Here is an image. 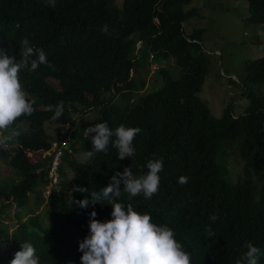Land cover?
<instances>
[{
	"label": "trees",
	"instance_id": "trees-1",
	"mask_svg": "<svg viewBox=\"0 0 264 264\" xmlns=\"http://www.w3.org/2000/svg\"><path fill=\"white\" fill-rule=\"evenodd\" d=\"M189 1L123 0L118 5L115 0H56L52 8L45 0H0V47L19 60L21 40L27 38L53 65L21 71L35 111L17 120L13 127L21 135L0 148V264H9L24 242L33 244L40 264H81L79 243L89 234L90 213L103 222L112 218V208L107 201L80 208L72 201L88 193L73 188L99 191L125 167L138 178L146 174L149 160L161 158L156 194L129 199L121 184L116 202L131 203L135 211L150 214L153 223L172 228L191 254V264H236L247 251L246 242L261 249L258 264H264V95L250 90L252 83L264 82V56L244 64L242 94L248 104L242 112L235 114L228 106L214 118L197 96L208 57L199 31L185 30V21L196 13L184 10ZM247 2V21L264 27V0ZM105 24L111 35L101 31ZM151 63L157 64L151 74L162 85L144 91ZM60 101L62 116L92 110L97 123L107 121L113 130L139 127L135 156L121 160L110 145L107 154L88 157L95 133L87 137L75 121L65 132L47 133L44 123L54 114L48 105ZM54 143L61 149L60 179L45 199L50 224L43 227L39 215L30 212L24 220L16 215L9 231L1 218L4 209L25 206L28 193L47 181ZM223 146L241 160L236 182L217 163ZM82 153L86 159L80 162ZM180 176L188 177V183L181 185ZM213 214L215 222L209 219Z\"/></svg>",
	"mask_w": 264,
	"mask_h": 264
},
{
	"label": "clouds",
	"instance_id": "clouds-1",
	"mask_svg": "<svg viewBox=\"0 0 264 264\" xmlns=\"http://www.w3.org/2000/svg\"><path fill=\"white\" fill-rule=\"evenodd\" d=\"M45 6L55 8L56 0H45ZM101 31L105 35H111L107 24L102 26ZM21 46L19 60L10 54V49L0 47V148L7 147L9 141L21 135L13 127L17 120L31 116L35 111L34 101L29 99L20 81L21 71L35 72L41 64L53 67L43 49L32 46L29 39L23 38ZM152 64L156 63H151L150 66ZM48 111L54 113L51 120L57 121L64 115V102L48 105ZM84 131L87 137L89 133H95L91 137L93 150L86 152L88 157L101 152L107 154L111 145L117 149L119 159L123 160L135 156L133 141L141 129L120 125L113 130L104 121ZM146 167V174L138 178L133 175L131 168L125 167L122 173L116 172L111 177L107 187L99 191L89 192L88 188L79 185L73 188V192L88 193L84 199L72 201L80 208H87L90 204L103 205V201H107L112 208V218L103 222L96 219L95 211L90 213L89 234L79 243V251L82 252L81 264H191V254L177 241L172 228L153 223L150 214L135 211L131 203L125 206L116 202L121 195V184L124 185L123 191L129 194V199L141 194L145 199H150L158 192L159 173L164 167L163 159L149 160ZM188 179L180 176L178 182L184 185L188 183ZM209 219L215 222L218 217L213 214ZM208 235L214 237L215 233L209 230ZM245 247L247 251L236 264H258L261 249L251 242H246ZM9 264H40L33 244L22 243L21 249L14 253Z\"/></svg>",
	"mask_w": 264,
	"mask_h": 264
},
{
	"label": "rangeland",
	"instance_id": "rangeland-1",
	"mask_svg": "<svg viewBox=\"0 0 264 264\" xmlns=\"http://www.w3.org/2000/svg\"><path fill=\"white\" fill-rule=\"evenodd\" d=\"M122 1L115 0L118 5ZM189 9H194L196 13L185 21V30L187 33L193 29L199 31L200 43L208 57L207 70L197 96L216 119L221 117L228 106H231L235 114L241 113L248 104V98L242 94L245 91L241 83L244 79V64L248 59L264 56V27L247 21V0H190L184 6V10ZM152 71L149 68L150 75L146 77L148 86L144 91H152L162 85L160 77L152 75ZM140 72L141 77H144L146 70L141 68ZM250 90L257 95H264V82L252 83ZM115 101L119 102L118 99ZM97 115L92 110L84 114L69 112L57 121L45 122L44 128L53 135L61 129L67 131L72 121H75V128L85 133V129L97 123ZM52 147L56 149L57 143ZM227 150L229 148L221 147L217 163L220 167H226L229 178L236 182L239 174H242V163L237 154L230 151L228 154ZM78 159L83 162L86 154H79ZM51 188L44 178L28 193L25 206L10 204L4 209L1 218L9 231L16 226V215L24 220L31 215L30 212L39 215L43 227L50 224V211L45 199ZM38 195L44 199L37 198ZM59 264L67 263L63 260Z\"/></svg>",
	"mask_w": 264,
	"mask_h": 264
},
{
	"label": "built area",
	"instance_id": "built-area-1",
	"mask_svg": "<svg viewBox=\"0 0 264 264\" xmlns=\"http://www.w3.org/2000/svg\"><path fill=\"white\" fill-rule=\"evenodd\" d=\"M157 68L156 64H152L150 66L151 71L155 70ZM62 144H65L64 142ZM52 159L50 161L49 165V170H48V175H47V184L49 183L51 187H54L55 185L58 184L59 182V173H58V167H59V162L61 158V149L52 147Z\"/></svg>",
	"mask_w": 264,
	"mask_h": 264
}]
</instances>
